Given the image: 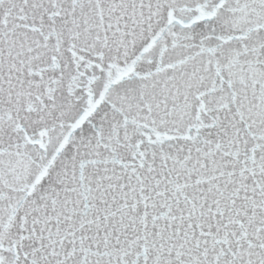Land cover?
Returning <instances> with one entry per match:
<instances>
[{"label":"snow or ice","instance_id":"1","mask_svg":"<svg viewBox=\"0 0 264 264\" xmlns=\"http://www.w3.org/2000/svg\"><path fill=\"white\" fill-rule=\"evenodd\" d=\"M0 264H264V0H0Z\"/></svg>","mask_w":264,"mask_h":264}]
</instances>
